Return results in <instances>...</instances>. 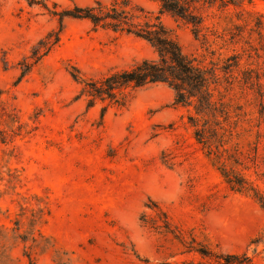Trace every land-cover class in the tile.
Returning <instances> with one entry per match:
<instances>
[{
	"label": "rangeland",
	"instance_id": "obj_1",
	"mask_svg": "<svg viewBox=\"0 0 264 264\" xmlns=\"http://www.w3.org/2000/svg\"><path fill=\"white\" fill-rule=\"evenodd\" d=\"M96 1L47 0L50 6L57 3L60 11ZM132 1L159 13L155 1ZM245 8L251 13H240L241 19L235 13L226 18L217 7L205 10V15L210 14L208 22L221 20V32L230 21L243 25L245 38L237 44L243 61L264 69L259 35L264 28L257 26L264 24V0ZM162 19L186 54L210 63L211 56L204 55L188 24L169 14ZM58 27V19L40 6L0 0V127L13 134L9 116L19 118L15 127L23 125L13 143H0V167L21 173L22 195L44 199L50 209L44 234L69 252L63 256L70 258L69 264H198L201 257L185 253L173 235L154 231L142 221L155 218L157 205L185 229L188 239L192 234L214 248L245 253L264 264V243L254 242L264 233V209L252 197L230 190L193 137L188 110L175 104L169 85L144 87L127 107L109 106L103 116L108 103L88 108L82 84L70 73L76 67L83 78L98 79L143 59H156L149 42L66 18L60 43L20 78L21 64L32 62L28 57L33 47ZM214 59L219 61V55ZM222 76L216 97L224 96L240 112L243 136L233 143L236 159L264 192L261 99L239 82L237 72L230 82ZM18 211L11 197L0 199V224H10L5 216L14 218ZM14 257V264H26L21 248ZM38 264L55 262L46 252Z\"/></svg>",
	"mask_w": 264,
	"mask_h": 264
},
{
	"label": "trees",
	"instance_id": "obj_2",
	"mask_svg": "<svg viewBox=\"0 0 264 264\" xmlns=\"http://www.w3.org/2000/svg\"><path fill=\"white\" fill-rule=\"evenodd\" d=\"M25 1L31 7L44 8L52 17L58 19L59 27L33 47L28 57L32 62L21 64L20 78L29 74L43 56L60 43L66 18L87 20L95 30L132 34L146 40L157 52L156 59H143L129 68L115 70L98 79H85L79 74L78 68L72 67L70 73L82 84V92L88 98V108L99 101L107 102L102 110L104 116L109 106L127 107L134 93L144 87L158 83L169 85L175 91V104L188 110L187 123L193 130V137L230 190L252 197L264 209V192L240 169L241 163L236 159L239 155L233 149L235 138L243 136L240 112L224 96L217 98L215 94L222 74L230 82L237 72L239 82L259 95L260 113L264 117V69L252 67L254 63L249 60L243 61L241 51L237 48V44L245 38L243 25L230 21L231 25L221 32L218 28L222 24L221 20L208 22L211 19L210 14L205 15V10L217 7L221 13L227 14L226 18L235 13L241 19L240 13L242 16L251 13L245 5L252 4L255 0H152L159 4L158 14L147 11L132 0H111L110 3L97 0L92 5L74 4L73 7L61 11L57 3L50 6L47 0ZM164 14L190 26L194 37L205 51L204 55L211 56L210 63L183 51L176 34L164 23ZM257 26L264 28L263 23ZM259 35L263 36L260 42L264 51V33L260 31ZM255 51L260 56L259 49ZM217 54L219 61L214 59ZM246 55L249 59L252 57V54L245 53ZM244 64L247 67L243 68ZM15 117L17 119L9 116L12 135L0 127V143H13L15 137L22 134L23 125L15 127L14 123L20 122ZM0 182L4 186L0 190V199L9 196L19 207L14 218L5 216L10 224H0V264H14V251L18 248H21L26 264H38L39 256L46 252L51 253L55 264H69L70 258L63 257L69 252L44 234L43 226L47 222V215H50L44 199L38 194L22 195L18 191V186L23 185L21 173L8 165L5 168L0 167ZM19 195L22 196L21 200L14 198ZM155 211L156 216L152 221L142 218L146 226L159 233L173 235L183 246L185 253H194L201 257L198 264H256L245 253L224 252L207 242L199 241L192 234H189L188 239L185 229L175 223L167 211L158 205L155 206ZM158 219L163 225L155 224ZM254 242L264 243V233Z\"/></svg>",
	"mask_w": 264,
	"mask_h": 264
}]
</instances>
